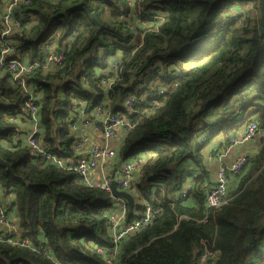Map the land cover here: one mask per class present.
<instances>
[{
    "label": "trees",
    "instance_id": "1",
    "mask_svg": "<svg viewBox=\"0 0 264 264\" xmlns=\"http://www.w3.org/2000/svg\"><path fill=\"white\" fill-rule=\"evenodd\" d=\"M32 3L16 13L21 29L0 37V51L9 44L14 58L40 66L51 49L64 50L61 66L27 76L42 97L36 135L45 149L77 159L70 131L75 102L87 112L102 104L138 121L119 157L142 159L137 198L157 214L123 239L114 264H256L264 254V134L216 210L205 206L203 148L217 135L226 145L252 121L264 130V0ZM114 61L109 90L101 81ZM129 95L136 97L130 113L123 107ZM26 99L0 74V157L12 165V173L0 166V195H13L20 240L0 239V264H105L97 248L109 244L111 197L16 140L27 118L16 124L9 118ZM200 131H208L205 143ZM189 163L194 171L182 169ZM187 179L192 189L174 201ZM206 249L214 257L201 260Z\"/></svg>",
    "mask_w": 264,
    "mask_h": 264
},
{
    "label": "built area",
    "instance_id": "2",
    "mask_svg": "<svg viewBox=\"0 0 264 264\" xmlns=\"http://www.w3.org/2000/svg\"><path fill=\"white\" fill-rule=\"evenodd\" d=\"M34 0H1L2 12L0 13V37H9L14 31L21 29V22L16 18V13L23 7L32 5ZM13 47L6 44L0 51V74L9 75L12 83L21 88L26 96V102L21 112L11 115L9 120L16 124L22 117L27 118L24 130L26 133L20 135L15 133L16 140H21L28 146L31 153L39 157L42 162L55 164L61 168H67L75 172L80 183L90 187H98L109 193L111 205L105 212L107 219L106 228L109 236V244L105 247L97 248L98 254L103 257L105 264H114L121 248L123 239L142 228L148 226L155 218L157 211L149 205L140 202L137 198L136 179L141 172L142 159L125 158L120 159L118 148L122 143L124 134L132 129L138 121L131 122L125 115L112 114L102 104L95 107L91 112H87L86 104L75 102L70 113V131L75 137L72 146L73 153L77 156L74 161L63 160L48 152L41 140L37 138L40 133L39 105L42 97L28 83L29 76L35 69H53L61 66L64 62V50L56 52V48L51 49L45 57L43 65L31 64L27 61H19L14 58ZM116 62L110 64L105 73V79L101 85L111 88L117 73L115 71ZM136 103V97L129 95L125 98L123 107L129 111L130 107ZM97 127L100 135L95 140L91 132ZM264 130L258 128L256 121L246 124L241 131L231 138L224 146L218 160L216 173L212 188L203 189L205 206L207 210H216L224 203L226 196L231 192V186L235 184L237 177L241 174L244 165L250 160V156L238 155L234 160L227 162L225 157L234 149L259 139L263 136ZM118 139V141H117ZM205 141L204 136L199 134V142ZM100 175V182L94 183L92 178ZM116 184L119 191H126L133 196V209L128 208L125 198L112 196L111 183ZM192 180L187 179L183 189L174 195V201L187 196L192 189ZM5 195L6 200H1ZM138 207H141L139 209ZM133 213V217L130 215ZM18 217L13 205V195L11 193L0 195V239L11 244H18L20 240L14 238L17 233ZM22 243V241H21ZM214 257V253L209 250L201 252V260Z\"/></svg>",
    "mask_w": 264,
    "mask_h": 264
},
{
    "label": "crops",
    "instance_id": "3",
    "mask_svg": "<svg viewBox=\"0 0 264 264\" xmlns=\"http://www.w3.org/2000/svg\"><path fill=\"white\" fill-rule=\"evenodd\" d=\"M91 134H92V138L96 140L100 135L99 127H97L94 131H92ZM254 140H257V139H254ZM117 141H118V139H117ZM252 142H250L246 145L240 146V147H234V149L231 150L228 153V155L225 157V160L227 162H230V161L234 160V158L238 155H245V156L252 155L253 152H255L258 149L257 148L258 147V140H257V146L255 148H254V146H252V144H253ZM224 146L225 145L222 144V139L220 137L219 138L216 137L215 139H213L209 143V145L207 147V149L210 150L211 155H210L209 159L204 158V160H203L204 161V169H206L207 176H208V180H206L204 185H203V187L206 189L212 188V186H213L214 176L216 173V169H217L216 167L218 165L219 157L225 151ZM182 169H184V170L193 169V171H194V167L192 166L191 163L186 164ZM198 171H199V169H198ZM199 172H201V170ZM92 180L94 183H99L100 182V175H96L95 177L92 178ZM189 180H191V179H189ZM231 187H232L231 188V190H232L234 188L233 184ZM1 200L2 201L6 200L5 195L1 198ZM256 264H264V254L257 261Z\"/></svg>",
    "mask_w": 264,
    "mask_h": 264
},
{
    "label": "water",
    "instance_id": "4",
    "mask_svg": "<svg viewBox=\"0 0 264 264\" xmlns=\"http://www.w3.org/2000/svg\"><path fill=\"white\" fill-rule=\"evenodd\" d=\"M92 17H93V20L96 21V23L100 26L99 29H103L104 25H103L101 20H98V18H97L95 13H92ZM56 52L59 53L60 49L56 48ZM0 166L5 168L7 172H11L12 173V165L10 163H7L1 157H0ZM111 190H112V196L125 198L127 203H128V208H130V210L133 209L132 207L134 205V199H133V196L130 193H128L126 191H123V190L122 191L117 190L116 184L114 182L111 183Z\"/></svg>",
    "mask_w": 264,
    "mask_h": 264
},
{
    "label": "rangeland",
    "instance_id": "5",
    "mask_svg": "<svg viewBox=\"0 0 264 264\" xmlns=\"http://www.w3.org/2000/svg\"><path fill=\"white\" fill-rule=\"evenodd\" d=\"M207 133H208V131H206V133H203V131H200V132L198 133V134H200V136H204L205 141H204L203 143L206 142V135H207ZM125 135H126V134H124L122 140L124 139ZM216 137H218V138L220 137L221 139H223L222 135H217V136H215V138H216ZM215 138H214V139H215ZM212 140H213V139H212ZM212 140H211V141H212ZM211 141H209L208 143H206L205 147L203 148V154H204V158H205V159H209V158H210L211 152H210V150L207 149V147H208V145H209V143H210ZM252 143H253L252 146H254V148H255V147L257 146V140H253ZM206 149H207L208 151H207Z\"/></svg>",
    "mask_w": 264,
    "mask_h": 264
}]
</instances>
